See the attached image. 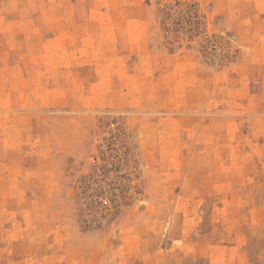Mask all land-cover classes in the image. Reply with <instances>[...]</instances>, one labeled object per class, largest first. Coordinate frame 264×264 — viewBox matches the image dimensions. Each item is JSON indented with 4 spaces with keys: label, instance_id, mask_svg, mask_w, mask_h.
Returning <instances> with one entry per match:
<instances>
[{
    "label": "rangeland",
    "instance_id": "374dc122",
    "mask_svg": "<svg viewBox=\"0 0 264 264\" xmlns=\"http://www.w3.org/2000/svg\"><path fill=\"white\" fill-rule=\"evenodd\" d=\"M0 264H264V0H0Z\"/></svg>",
    "mask_w": 264,
    "mask_h": 264
},
{
    "label": "built area",
    "instance_id": "2783aa9c",
    "mask_svg": "<svg viewBox=\"0 0 264 264\" xmlns=\"http://www.w3.org/2000/svg\"><path fill=\"white\" fill-rule=\"evenodd\" d=\"M103 202H106L105 200Z\"/></svg>",
    "mask_w": 264,
    "mask_h": 264
}]
</instances>
